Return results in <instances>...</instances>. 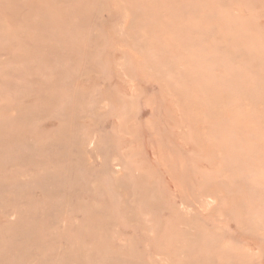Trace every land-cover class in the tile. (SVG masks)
I'll list each match as a JSON object with an SVG mask.
<instances>
[{"label":"rangeland","instance_id":"1","mask_svg":"<svg viewBox=\"0 0 264 264\" xmlns=\"http://www.w3.org/2000/svg\"><path fill=\"white\" fill-rule=\"evenodd\" d=\"M0 264H264V0H0Z\"/></svg>","mask_w":264,"mask_h":264}]
</instances>
